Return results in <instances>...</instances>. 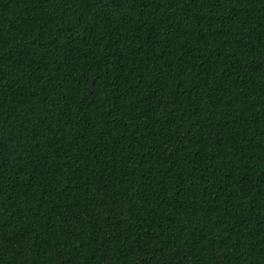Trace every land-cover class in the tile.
Masks as SVG:
<instances>
[{"label": "trees", "instance_id": "trees-1", "mask_svg": "<svg viewBox=\"0 0 264 264\" xmlns=\"http://www.w3.org/2000/svg\"><path fill=\"white\" fill-rule=\"evenodd\" d=\"M0 264H264V0H0Z\"/></svg>", "mask_w": 264, "mask_h": 264}]
</instances>
